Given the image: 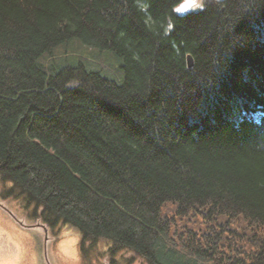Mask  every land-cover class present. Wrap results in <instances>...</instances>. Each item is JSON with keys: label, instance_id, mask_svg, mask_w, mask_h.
<instances>
[{"label": "trees", "instance_id": "trees-1", "mask_svg": "<svg viewBox=\"0 0 264 264\" xmlns=\"http://www.w3.org/2000/svg\"><path fill=\"white\" fill-rule=\"evenodd\" d=\"M141 2L0 0L4 194L85 253L264 264V0Z\"/></svg>", "mask_w": 264, "mask_h": 264}, {"label": "rangeland", "instance_id": "rangeland-1", "mask_svg": "<svg viewBox=\"0 0 264 264\" xmlns=\"http://www.w3.org/2000/svg\"><path fill=\"white\" fill-rule=\"evenodd\" d=\"M10 187L0 181V264H129L130 251L113 254L110 242L83 252L82 235L71 225L60 223L47 229L34 215V205H28L23 197L4 194ZM130 264L146 263L134 257Z\"/></svg>", "mask_w": 264, "mask_h": 264}, {"label": "clouds", "instance_id": "clouds-1", "mask_svg": "<svg viewBox=\"0 0 264 264\" xmlns=\"http://www.w3.org/2000/svg\"><path fill=\"white\" fill-rule=\"evenodd\" d=\"M139 10L146 11L148 8V4L141 2V0H136ZM185 4H187L186 8H183V11L178 13H185L192 10L203 9L205 7V0H179L178 5L175 7V11L177 9L182 8ZM177 12V11H176Z\"/></svg>", "mask_w": 264, "mask_h": 264}, {"label": "water", "instance_id": "water-1", "mask_svg": "<svg viewBox=\"0 0 264 264\" xmlns=\"http://www.w3.org/2000/svg\"><path fill=\"white\" fill-rule=\"evenodd\" d=\"M212 1H213V0H205V2L208 3V4L212 3ZM187 60H188V65H189L190 67H192V65H193V59H192V56H191V55H188Z\"/></svg>", "mask_w": 264, "mask_h": 264}, {"label": "snow or ice", "instance_id": "snow-or-ice-1", "mask_svg": "<svg viewBox=\"0 0 264 264\" xmlns=\"http://www.w3.org/2000/svg\"><path fill=\"white\" fill-rule=\"evenodd\" d=\"M187 7V4H185L182 8H180V9H177L176 11L177 12H180V11H183V8H186Z\"/></svg>", "mask_w": 264, "mask_h": 264}]
</instances>
